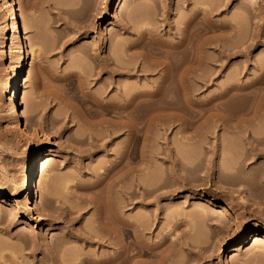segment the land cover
<instances>
[{
    "label": "rangeland",
    "instance_id": "374dc122",
    "mask_svg": "<svg viewBox=\"0 0 264 264\" xmlns=\"http://www.w3.org/2000/svg\"><path fill=\"white\" fill-rule=\"evenodd\" d=\"M17 3L19 21L31 19L27 44L40 50L19 81L20 111L47 144L32 204L22 195L0 205V264L113 256L116 211L132 231H120L129 255L140 248L130 226L148 224L142 236L155 246L154 264L162 255L163 264H264L251 238L264 233V0ZM195 17L208 27L198 40L204 60L185 68L167 51ZM7 28L0 0V191L11 193L37 141L8 116ZM112 63L124 71L113 73ZM130 91L143 95L138 114L121 111ZM231 189L246 190L255 204ZM253 250L259 261L248 256ZM137 256L131 263L148 259Z\"/></svg>",
    "mask_w": 264,
    "mask_h": 264
},
{
    "label": "bare ground",
    "instance_id": "6f19581e",
    "mask_svg": "<svg viewBox=\"0 0 264 264\" xmlns=\"http://www.w3.org/2000/svg\"><path fill=\"white\" fill-rule=\"evenodd\" d=\"M2 1V6L4 8V11L6 13V19H7V23H8V28H7V36H5V40L7 41V43L9 44V47H8V51L11 53V56H12V63H13V71L7 76V78L4 80V85L6 87V90H5V96H6V99L8 101H10L9 103V107H8V116L12 119L13 123L15 125H18L24 129L27 130L28 132V135L30 136V138L36 140L37 142L34 143L30 148L29 150L27 151V153L25 154V161L27 163V167L26 169L24 170V173L19 181V184H18V187L13 191V192H8L7 190H1L0 191V205L2 203H5L7 202L8 199H15L19 196H22L24 195V199L25 201L27 202V204H32L34 198H35V185L33 184L34 182V176H35V171H36V165H37V161H38V157L39 155L43 152L46 144H47V141L45 139V137L39 132V130L37 129V127L35 125H33L32 123L29 122V120L27 118H25L21 111H20V108L23 106V101L21 99V97L19 96V81L21 80L22 76L27 72L29 73L32 69V66H33V60L35 58L38 57V55H40V50L39 49H35V48H31L29 47V45L27 44V32H26V29H29L31 28V19L30 17L28 18H25V20H21L19 21V15L17 14V0H1ZM203 11H207V10H204V8L202 9ZM204 14H202L203 16ZM198 17V16H196ZM192 18V19H189L187 20L186 22H184V26L181 28L182 32L179 34V41L177 42V44H174L173 48L168 52L169 55H172L174 57L177 58V62L176 64L178 66H181V65H188V64H191L192 63H196V62H202L204 60V57L202 56V46L200 43H198V40H199V37L208 29L207 26H200V22H199V18ZM204 17V16H203ZM202 20V19H200ZM234 29L235 27L233 25H231ZM230 26V28H231ZM229 27V26H228ZM223 30V27L221 28ZM231 29V31H232ZM191 47H195V51L196 53L193 54L191 53V51H189V49H191ZM169 48V47H168ZM166 52V51H165ZM155 53V52H154ZM166 54V53H165ZM164 54V55H165ZM155 55V54H153ZM168 55V56H169ZM3 56L4 58H7L8 55H7V50H5V52L3 53ZM167 56V55H165ZM173 57V58H174ZM113 64V63H112ZM115 64V63H114ZM113 64V65H114ZM167 65V64H166ZM169 65V64H168ZM187 65L185 66V68L187 67ZM176 66V65H175ZM174 66V67H175ZM183 66V67H184ZM108 67V65H107ZM126 67V66H125ZM173 67V68H174ZM177 67V66H176ZM182 67V66H181ZM167 68V67H166ZM110 70L115 73V72H120V71H124V68L123 66H120V65H114V69L113 68H110ZM126 70V69H125ZM128 70V69H127ZM188 69H185L184 71L182 72H178L180 74V76L183 78V77H186V73L185 71H187ZM21 73V74H20ZM173 74V72H172ZM20 75V76H19ZM123 75V74H122ZM120 76V75H119ZM169 76V74H168ZM175 76V75H174ZM171 77V76H170ZM180 77V78H181ZM261 80L264 78V75L262 74V77H260ZM166 79V78H165ZM15 82V83H14ZM259 82V80H258ZM111 84H114V85H117L119 82L118 81H111L110 82ZM161 87V86H160ZM233 88V87H232ZM135 89V88H134ZM137 90V89H136ZM133 91V90H132ZM138 91V90H137ZM159 92V91H158ZM131 93V91H130ZM129 93V94H130ZM157 93V91H156ZM164 93V92H162ZM127 95V93H125ZM141 94V95H140ZM152 94V93H151ZM143 96L141 92H136L135 93H131V99H132V102H130V104H127L126 106H120L121 107V111H127L128 109H132V111L136 112L139 111L138 109L139 108V104L137 103V101L135 100L137 97H140V96ZM150 94H148L147 96H149ZM152 95H155V94H152ZM152 95H150L152 97ZM158 95V94H157ZM164 95V94H163ZM146 96V94H144V97ZM162 96V95H161ZM161 96H159L161 98ZM128 96H126L127 98ZM156 97V95H155ZM186 98V96H185ZM130 99V98H129ZM136 101V103H135ZM165 104V103H164ZM120 105V104H119ZM160 105V104H159ZM163 105V104H162ZM173 106V105H172ZM175 106V105H174ZM118 107V106H117ZM156 108V106L154 107ZM126 109V110H125ZM157 109H159V107H157ZM164 109V107H163ZM168 109V108H167ZM130 111V110H129ZM155 111V110H154ZM157 111V110H156ZM135 116H138V115H135ZM134 116V117H135ZM137 118H134L136 121H137ZM130 126V125H129ZM133 126V125H132ZM131 127V126H130ZM134 128V127H133ZM136 128V127H135ZM133 130V129H132ZM136 130V129H135ZM132 132V131H131ZM135 132V131H134ZM257 140V139H256ZM137 153V152H136ZM137 156V155H136ZM125 157V156H124ZM131 158V157H130ZM130 160V159H129ZM136 162V161H135ZM130 165V164H129ZM127 166V165H126ZM133 167V166H132ZM186 167V166H185ZM124 169V168H123ZM132 169H128L127 173L128 174L130 171H132ZM190 170V169H189ZM192 170V169H191ZM124 171V170H123ZM116 172V171H115ZM123 173V172H122ZM113 174V172L111 173ZM125 175V174H124ZM122 176V175H121ZM120 176V177H121ZM130 176V175H129ZM113 177H115L113 175ZM112 177V178H113ZM118 177V176H116ZM134 177V176H133ZM139 185V184H138ZM214 188H218V186H215ZM232 195L235 197V198H238L240 199V201L244 204V205H248V204H255L253 198L251 197V195L246 191V190H241V189H231L230 190ZM135 194V193H134ZM232 196V197H233ZM15 210H18L19 211V208H18V204L16 203L15 204ZM115 211V210H114ZM115 213V212H114ZM117 211H116V215H115V219H114V223H116L118 225L117 227V232L115 233V238L116 241H117V244L119 245V248L117 249L118 251L112 256H105L103 258H99L98 260L96 259L95 264H154V256L156 255L154 253V249H155V246L153 247L152 244H149L151 246V248H154L152 249V252L149 251V247H147L148 243L146 244V240L143 241V231H145V229H148V224L145 222V221H141L140 222H137V223H133L131 221V223H133L130 228H134L133 231L136 233L135 235L137 236L136 237V244H138V246L140 248H137L136 249V246H135V252L132 254V255H129L127 254L126 252L129 253V251H127L126 249H123L122 250V240L120 239L121 235H120V231L123 232L124 230L129 232L130 233L132 232L131 230H129V228H127L126 226H124L122 220L120 218H117L119 217L117 215ZM38 222L34 225V228H37L38 226L42 225V221H43V218L41 217V215H38ZM114 218V217H113ZM123 219V218H122ZM143 220V218H142ZM145 220V219H144ZM134 221V220H133ZM147 221V220H146ZM104 223V222H103ZM122 223V224H121ZM130 223V224H131ZM126 224V223H125ZM106 226V225H104ZM127 229H126V228ZM147 227V228H146ZM115 231V230H114ZM124 231V232H125ZM251 234V233H250ZM125 234H123L124 236ZM102 236V235H101ZM100 236V237H101ZM103 237V236H102ZM101 237V238H102ZM106 237V236H105ZM251 238L254 239V242L256 243V246H259V248H261L263 251H264V233H257V232H253L252 233V236ZM102 241V239H100ZM138 241V243H137ZM104 242H107V244H109L111 241L109 238H106L104 240ZM141 242V243H140ZM144 243L145 245L143 246ZM182 243V242H181ZM180 243V244H181ZM142 244V246H140ZM184 244V243H183ZM147 245V246H146ZM188 245V243H187ZM137 246V247H138ZM132 247V246H131ZM134 247V246H133ZM141 247L142 248H147V249H142L141 250ZM150 248V250H151ZM129 249V248H128ZM132 249V248H130ZM262 251V253H263ZM132 252V251H131ZM171 252V251H170ZM256 250H253V251H247V254L248 256H250L251 258H257V255H256ZM154 253V254H153ZM170 254V253H169ZM168 254V256H170ZM137 255L139 256H143L145 255L146 258L148 257V259H142L143 261L139 262V261H132V257H138ZM246 255V254H245ZM259 255V254H258ZM165 257V255H162ZM156 257V256H155ZM163 257V261L162 259H160L161 263L163 264V262L166 260L164 259ZM167 257V256H166ZM171 257V256H170ZM168 258L167 259L170 261L171 258ZM259 257V256H258ZM135 259V258H134ZM253 259V260H254ZM167 260V261H168ZM258 260V258H257ZM166 261V262H167ZM259 261V260H258ZM80 262H85L86 264L90 263L85 261V260H81ZM92 261V264L94 263ZM155 262H158L159 261H155ZM81 263V264H82ZM173 263V262H172ZM181 263V262H179ZM178 263V264H179ZM80 264V263H79ZM157 264V263H156ZM171 264V263H170ZM174 264V263H173Z\"/></svg>",
    "mask_w": 264,
    "mask_h": 264
}]
</instances>
